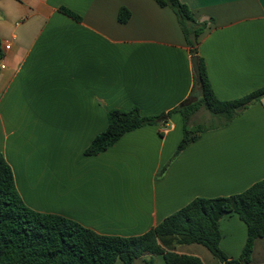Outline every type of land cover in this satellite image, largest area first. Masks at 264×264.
<instances>
[{"label":"crops","instance_id":"crops-1","mask_svg":"<svg viewBox=\"0 0 264 264\" xmlns=\"http://www.w3.org/2000/svg\"><path fill=\"white\" fill-rule=\"evenodd\" d=\"M180 1L207 24L197 51L217 97L263 88L264 0ZM0 38V152L31 209L100 234L139 236L196 198L239 194L264 179V97L204 132L163 174L183 137L179 113L167 128L145 126L96 156L84 154L110 110L158 116L189 98L194 56L170 8L155 0H0ZM220 229L221 249L239 258L247 225L226 215ZM196 246L177 251L221 264ZM155 264H166L163 255ZM252 264H264V238Z\"/></svg>","mask_w":264,"mask_h":264},{"label":"trees","instance_id":"trees-1","mask_svg":"<svg viewBox=\"0 0 264 264\" xmlns=\"http://www.w3.org/2000/svg\"><path fill=\"white\" fill-rule=\"evenodd\" d=\"M168 7L178 18L191 54L197 56L201 76L196 80L187 100L167 114L142 115L138 108L113 109L108 113L106 130L95 137L85 150L86 156H96L114 146L125 134L136 129L166 124L175 113L183 122L182 140L170 163L204 132L222 128L239 114V106L247 108L261 101L264 87L236 100L217 97L210 82L204 59L198 56L200 36L206 23H197L193 12L180 0H155ZM61 11L72 18H81L67 8ZM130 14L121 10L119 21L127 22ZM0 38V59L3 57ZM207 112L208 124L198 123L191 128L200 112ZM237 215L248 229L247 241L241 256L229 259L220 246V222L226 215ZM264 238V179L246 191L216 198H196L188 205L165 218L158 226L139 236L122 237L100 234L81 223L57 214L40 213L23 201L13 170L0 152V264H155L163 255L166 264H204L197 256L180 254L179 246L201 245L221 264H252L257 240Z\"/></svg>","mask_w":264,"mask_h":264},{"label":"rangeland","instance_id":"rangeland-1","mask_svg":"<svg viewBox=\"0 0 264 264\" xmlns=\"http://www.w3.org/2000/svg\"><path fill=\"white\" fill-rule=\"evenodd\" d=\"M208 113L207 112H200L193 120L192 124H191V128H196L198 123H204V124H208L209 121V117H208ZM29 145L26 146V150L28 151ZM199 247V249L201 251H203L204 253L210 255L211 257L214 258V256L211 254V252L209 250H207L205 247L203 246H196Z\"/></svg>","mask_w":264,"mask_h":264},{"label":"water","instance_id":"water-1","mask_svg":"<svg viewBox=\"0 0 264 264\" xmlns=\"http://www.w3.org/2000/svg\"><path fill=\"white\" fill-rule=\"evenodd\" d=\"M192 64H193V67H194V71H195V74H196V80L199 81V78L201 76V72H200V67H199V60H198V57L197 56H194L192 58ZM244 108V106H239L237 107V111H241L242 109Z\"/></svg>","mask_w":264,"mask_h":264}]
</instances>
